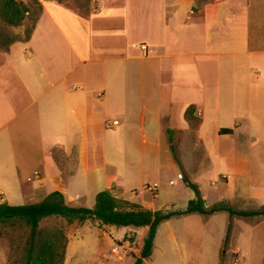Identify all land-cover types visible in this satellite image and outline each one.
<instances>
[{"label":"rangeland","instance_id":"374dc122","mask_svg":"<svg viewBox=\"0 0 264 264\" xmlns=\"http://www.w3.org/2000/svg\"><path fill=\"white\" fill-rule=\"evenodd\" d=\"M22 1L30 3V0ZM56 1L84 17L98 6V0ZM34 15H27L17 27L6 26L0 20V33L22 39ZM5 40H0V51ZM231 58L200 60L202 89L191 86L178 106L165 110L169 114L166 118L162 116L164 110L154 107L156 100L150 96L151 75L154 71L156 80L157 66L146 60L142 94L149 108L144 123L137 116L139 107L133 105V100L124 109V119L117 118L119 111L111 109L108 119H118L120 125L108 132L116 136L107 140H99L97 136L94 152L81 154L79 169L83 173L78 171L76 175L83 180L76 186L71 183L77 169L75 152L66 155L54 149L51 153L48 163L60 171L65 202L92 207L96 194L106 190L153 211L184 209L195 194L185 185L183 175L198 184L205 206L224 201L237 210L264 208V75L253 85L243 82L241 70L245 60L238 59L235 67L236 64L231 66ZM253 64L260 73L264 71L261 57H255ZM232 68L238 73L232 74ZM254 75L258 76V72ZM190 98L205 101L200 144L192 124L189 130L179 129L180 124L186 123L181 107ZM195 114L198 116L196 108ZM219 126L228 127L233 133L219 137L216 134ZM26 153H29L32 179L22 190L23 195L17 189H1L9 204L39 202L54 191L49 181L41 186L32 185L37 182L35 170L43 162L40 152H23L24 158ZM153 184L155 189L151 188ZM228 220L227 212H218L190 213L163 221L157 230L153 252L143 264H264V216L234 215ZM229 223L231 229L225 242ZM40 227L64 232L67 244L62 264H133L147 232V227H116L96 220L68 224L62 218H46ZM4 231L7 233L0 235V245L5 250L6 264H20L27 230L0 226V232ZM125 235L135 241L130 243L124 239Z\"/></svg>","mask_w":264,"mask_h":264},{"label":"crops","instance_id":"0c3cea01","mask_svg":"<svg viewBox=\"0 0 264 264\" xmlns=\"http://www.w3.org/2000/svg\"><path fill=\"white\" fill-rule=\"evenodd\" d=\"M38 1L42 10L30 39L0 51V202H7L1 189L23 195L31 182L29 153L24 158L23 152H40L43 162L32 185L49 181L61 192L60 171L48 163L54 149L75 152L76 186L83 180L76 175L83 173L81 154L94 152L97 136H116L108 132L120 125L108 119L111 109L124 119L133 100L144 123L146 60L157 66L150 96L165 118L191 86L202 89L200 60L227 56L231 66L245 60L241 78L251 85L264 75L253 64L255 57L264 62V0H98L87 17L56 0ZM204 102L190 98L181 107L183 115L190 104L198 111L197 140ZM179 126L190 128L187 121ZM225 128L219 126L216 134L233 133H220ZM0 264H6L1 245Z\"/></svg>","mask_w":264,"mask_h":264},{"label":"trees","instance_id":"16d2710c","mask_svg":"<svg viewBox=\"0 0 264 264\" xmlns=\"http://www.w3.org/2000/svg\"><path fill=\"white\" fill-rule=\"evenodd\" d=\"M41 5L38 0H30L25 3L22 0H0V20L6 25L17 27L22 24L29 14H35L31 26L25 36L14 38L0 33V40L6 38L2 51H7L15 41L26 42L30 39L36 22L41 13ZM195 105L190 104L184 116L193 129L200 125V118L195 114ZM170 130H167L169 132ZM220 133L230 134L231 129H221ZM169 147L173 153L171 137ZM174 157V155H173ZM175 158V157H174ZM187 187L194 191L195 197L188 201L184 209H159L150 210L139 203L115 197L110 191H99L95 196L92 207L71 206L65 202L64 195L59 190L49 193L43 200L30 204L13 205L8 202H0V226H7L15 230L16 227L27 230V236L22 244L20 264H62L65 258L67 239L64 232L58 228L43 229L40 227L42 220L46 218H62L68 224L83 223L87 220H96L103 225L116 227L134 226L147 227V232L139 248V255L133 264H143L148 259L154 247V241L159 225L172 217L199 213L211 215L220 211H226L229 216L255 217L264 216V208L258 210H237L224 201L205 206V200L197 183L182 175ZM231 224H228L225 242L228 241ZM7 231L0 232V235ZM130 243L133 237L124 236Z\"/></svg>","mask_w":264,"mask_h":264},{"label":"built area","instance_id":"2783aa9c","mask_svg":"<svg viewBox=\"0 0 264 264\" xmlns=\"http://www.w3.org/2000/svg\"><path fill=\"white\" fill-rule=\"evenodd\" d=\"M118 123V121L117 120H113V124L114 125H116ZM151 188L152 189H155L156 188V185L155 184H153L152 186H151Z\"/></svg>","mask_w":264,"mask_h":264},{"label":"water","instance_id":"95a60500","mask_svg":"<svg viewBox=\"0 0 264 264\" xmlns=\"http://www.w3.org/2000/svg\"><path fill=\"white\" fill-rule=\"evenodd\" d=\"M205 205H206V202H205Z\"/></svg>","mask_w":264,"mask_h":264}]
</instances>
